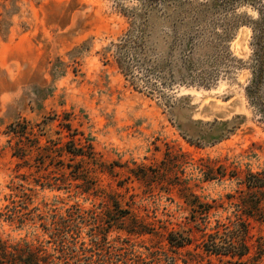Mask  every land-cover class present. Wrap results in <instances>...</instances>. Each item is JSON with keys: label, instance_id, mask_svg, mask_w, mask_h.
Segmentation results:
<instances>
[{"label": "rangeland", "instance_id": "1", "mask_svg": "<svg viewBox=\"0 0 264 264\" xmlns=\"http://www.w3.org/2000/svg\"><path fill=\"white\" fill-rule=\"evenodd\" d=\"M256 32L264 0H0V240L43 249L40 264H264ZM73 143L95 152L86 193ZM114 201L130 212L122 229L106 217ZM74 206L93 214L72 254L53 234ZM238 223L244 261L207 253Z\"/></svg>", "mask_w": 264, "mask_h": 264}, {"label": "trees", "instance_id": "2", "mask_svg": "<svg viewBox=\"0 0 264 264\" xmlns=\"http://www.w3.org/2000/svg\"><path fill=\"white\" fill-rule=\"evenodd\" d=\"M219 1V0H218ZM223 2H234V1H243V2H250L254 4H261L263 0H220ZM261 6V5H260ZM254 55L252 57V78L249 82V85L247 86V96L248 99L254 108V112L256 116L259 119V122L264 125V40H263V34L260 32H256V36L254 39ZM68 129H71L70 125H67ZM13 127L11 126V129ZM14 133L18 134L19 132L13 131ZM74 144V143H73ZM36 147L38 150H41V145L39 140H36ZM45 149V148H44ZM66 152L70 156V160L74 161L76 158H82L81 163L77 164H68L69 169L71 170L72 177H74V180L82 179L87 186L83 188V192L86 193L87 191L93 189L92 182L89 180L88 172L84 173L83 164L85 162L94 164L96 162L95 158V152L91 145L88 147L85 146H77L74 144L73 146H68L66 148ZM62 166H64L63 162H60ZM142 175H137V177H144L148 178V173L146 169H142ZM253 177L254 176H250ZM58 181L57 179L55 180ZM256 184H253L251 179H248L247 186L252 187ZM57 187H60L59 185ZM260 189L264 188V180H261L260 182ZM195 197V196H194ZM264 199V196H262L259 199V202ZM206 210L205 213L209 212L210 206L205 205ZM90 214L92 215V211H83L79 206H74L70 208L66 215H54V225L55 229L58 232L54 233L53 235L56 237L55 244L57 247H59V250L62 252L68 251L72 254L77 253L78 250H76L77 242H76V236L79 234V224L84 222L85 220H88L90 218ZM26 214H21L20 210H18L16 207L13 208V210H10L9 218L11 219H19L24 220L26 218ZM130 215L129 210L122 209L118 201L113 202V209H110L107 211L106 217L110 220V225L112 227H117L118 229H122L121 222L125 221ZM43 215H39L38 217H42ZM100 223V222H99ZM100 226V225H99ZM109 228H111L109 226ZM125 230L129 234L134 233H143L145 230L139 227L135 228H125ZM77 231V233H75ZM234 232V233H233ZM228 238H221V242L217 243L213 241L210 244L209 249H207V253L212 255H225L230 256L232 258H239V260L244 261L246 256L249 254V246L247 244L248 239V229L245 224L238 223L236 224V230L233 231ZM71 235V240L68 241L67 238H65L67 235ZM95 240V241H94ZM104 240V239H103ZM93 241L96 242L97 238H93ZM103 241H100L102 243ZM170 244L172 246H175L177 248H183L185 245H187L186 240L175 242V240L170 239ZM98 244H94V246H97ZM92 246V248L94 247ZM83 252H88V249L82 246ZM39 251L43 250L41 248H38ZM37 249L33 250L29 245H27L25 248L18 247V246H12L9 247L7 244L3 243L0 240V264H40L42 260H39L37 257V254L39 253ZM87 264H90L92 261L91 257H88ZM46 264V262H45ZM47 264H52L51 261L47 262Z\"/></svg>", "mask_w": 264, "mask_h": 264}]
</instances>
